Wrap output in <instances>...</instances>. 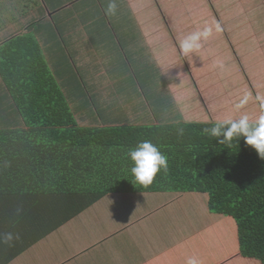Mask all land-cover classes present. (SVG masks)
Here are the masks:
<instances>
[{"label":"crops","instance_id":"0c3cea01","mask_svg":"<svg viewBox=\"0 0 264 264\" xmlns=\"http://www.w3.org/2000/svg\"><path fill=\"white\" fill-rule=\"evenodd\" d=\"M159 1L117 0L116 15L107 16V0H0V45L15 36L32 35L83 126L194 122L191 118L197 114L189 105L198 107L203 101L210 103V110L204 114L207 120L203 116L197 123H217L241 113L254 121L261 114L254 99L240 112L234 105L245 92L264 96V48L255 68L246 70L240 57L243 76L234 72L221 77L222 88L218 85L216 90H226L233 80L243 82L242 92L229 93L231 106L213 109L208 90H204L207 99L193 98L192 105L186 91L203 89L199 80L195 82L197 73L184 63L177 38L206 23H180L177 29V24L164 20ZM159 14L165 22L159 21ZM155 15L156 21L146 17ZM228 25H220V31ZM166 41L175 43L182 60ZM179 62L189 83L175 70ZM0 90H5L1 79ZM229 94H221V100ZM207 201L206 193L193 191L109 194L48 234L46 223L40 228L48 221L47 203L39 206L31 198L3 201L0 233L6 227L4 217L7 223L15 221V207L31 209L23 210V225L16 223L9 230L19 235L27 227L33 230V217L38 218L40 230L29 241L0 246V264H186L192 256L201 264H254V259L244 261L240 255L234 220L211 212Z\"/></svg>","mask_w":264,"mask_h":264},{"label":"trees","instance_id":"16d2710c","mask_svg":"<svg viewBox=\"0 0 264 264\" xmlns=\"http://www.w3.org/2000/svg\"><path fill=\"white\" fill-rule=\"evenodd\" d=\"M0 79L5 89L0 90L1 215L3 201L31 198L39 206L47 203L48 221L40 228L48 225V234L105 195L201 192L207 194L211 212L234 220L241 257L264 264V158L242 137L220 144L203 131L213 122L80 125L30 34L0 45ZM143 140L158 146L169 165L148 187L134 183L127 157ZM17 209L22 214L15 213V221L8 223L4 217L1 233L13 232L9 228L16 223L23 225V210L31 207ZM31 223L34 229L27 227L16 244L39 233L38 218Z\"/></svg>","mask_w":264,"mask_h":264},{"label":"rangeland","instance_id":"374dc122","mask_svg":"<svg viewBox=\"0 0 264 264\" xmlns=\"http://www.w3.org/2000/svg\"><path fill=\"white\" fill-rule=\"evenodd\" d=\"M159 2L163 5L161 10L163 11L164 20L177 24V29L180 28L178 27L180 23L229 24L228 29H225V31H215L214 28L212 37L208 39L199 53H193L189 57H184L181 54L184 63L188 64V70L197 73L198 79L194 77L195 82L199 80V84L203 89L196 91L194 88H189L190 90L186 91L191 97L190 104L193 105V98L202 102L201 95L206 98V91L204 90H208L209 98L206 99L207 101H213L211 103L213 109H223L225 106H231L230 99L232 95L229 93L242 92L243 82L240 81L238 84V80H233L228 83V87H225L226 90H216V87L219 85L222 88L220 80L223 76L232 75L234 72H239L240 76H243L241 67L238 64L241 59L246 70L257 66L258 55L263 53L262 49L264 48V0H160ZM146 17L154 18L156 21V15ZM164 20L159 14V21L165 22ZM241 23H255L257 26L252 28L242 27L243 24ZM192 31L194 30L186 32ZM180 33L183 32L180 31ZM177 42H179L178 38ZM165 44L170 47L177 59L179 57V60H182V56L179 55L173 41H166ZM218 59L224 62L223 70L213 66ZM175 70L178 74L179 72L184 74V80L190 82V78L185 75L186 70L182 62L178 63ZM260 80L263 83L262 77ZM139 89H141L140 83ZM138 91L141 92V90ZM224 92L229 95L224 96L221 100V94H224ZM189 106L192 107L191 112L197 114L196 117L191 118L194 122L203 121L204 114L210 110V103L204 101L198 107ZM158 109L160 110V108ZM204 120H207L206 116ZM173 121L176 122L177 120H169L166 123H173ZM243 259L246 261L245 258ZM253 262L254 264H261L256 260H253Z\"/></svg>","mask_w":264,"mask_h":264},{"label":"clouds","instance_id":"9594fccd","mask_svg":"<svg viewBox=\"0 0 264 264\" xmlns=\"http://www.w3.org/2000/svg\"><path fill=\"white\" fill-rule=\"evenodd\" d=\"M117 0H107L104 9L105 15L114 16L117 13ZM220 31V25L205 24L202 28L197 29L183 36L179 40V49L184 57H189L193 53H199L205 42L213 35V31ZM220 70L224 69L223 60H217L213 65ZM254 99L261 109V114L254 120H250L247 113H241L237 118L226 117L219 120L211 128H205V133H210L212 137L218 138L220 144L231 143L234 139L240 140L242 137L244 142L255 149L261 158H264V96L257 94L255 97L251 93L245 92L237 103L234 110L240 112ZM223 139H219L220 137ZM127 157L132 163L130 168L134 183H138L144 187L151 185L158 172L168 171V157L158 146L150 141L143 140L139 142L135 148L127 151ZM17 215L20 209H17ZM19 234L12 231L0 233V244L12 246L18 240ZM186 264H201L199 258L192 256L186 261Z\"/></svg>","mask_w":264,"mask_h":264}]
</instances>
